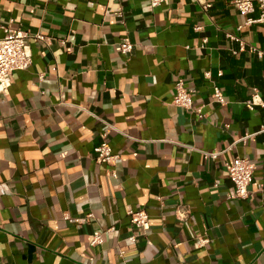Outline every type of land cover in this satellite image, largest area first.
Returning a JSON list of instances; mask_svg holds the SVG:
<instances>
[{
	"label": "crops",
	"instance_id": "crops-1",
	"mask_svg": "<svg viewBox=\"0 0 264 264\" xmlns=\"http://www.w3.org/2000/svg\"><path fill=\"white\" fill-rule=\"evenodd\" d=\"M234 1L0 0V39L27 33L32 54L0 94V264H264V107L245 105L264 101L248 51H264V20L237 30L263 11ZM179 80L194 111L173 104ZM237 157L255 164L250 199L230 198Z\"/></svg>",
	"mask_w": 264,
	"mask_h": 264
},
{
	"label": "built area",
	"instance_id": "built-area-1",
	"mask_svg": "<svg viewBox=\"0 0 264 264\" xmlns=\"http://www.w3.org/2000/svg\"><path fill=\"white\" fill-rule=\"evenodd\" d=\"M200 1V0H199ZM165 0H150L152 7L161 6ZM255 4H258L261 8L262 15L259 20L247 19L246 22L237 27L238 31H241L244 26L252 25L256 22L264 20V0H235L234 5L242 15H248L255 11ZM203 9L208 10L209 4L202 3ZM5 35L0 39V94H7L11 87V77L16 71L27 70L32 65V54L30 46L27 42L29 35L22 31L12 30L6 27H2ZM229 39L240 44L241 50L244 51L247 46L241 38H238L232 34L227 35ZM35 38L46 45H50L51 39L37 34ZM120 50L123 54L130 53L133 50V45L129 38H124L120 42ZM248 51L252 54H256L259 58L264 59V51L257 49L250 45ZM176 94L173 98V104L179 108L187 111H194L193 99L194 91L186 88L183 80H179L175 84ZM213 99L221 107L228 105V101L224 98L222 90L215 86L213 89ZM249 110H253L255 106L264 107V101L259 98V95H254L249 101L245 103ZM196 115L203 117L201 109L195 111ZM261 132H264V126L261 127ZM253 135H246L238 142H246ZM95 153L98 156L99 161H105L107 164L113 166L118 156L114 154L113 149L109 142H103L99 147L95 149ZM218 153L208 154L212 158H217ZM229 178L234 184V192L230 196L232 199H250L252 197L249 187L253 182L255 164L250 160L242 157H237L232 163L227 165ZM115 176V175H114ZM131 222L138 228L148 230L150 227L149 216L145 211L130 212ZM80 222L79 220H75ZM83 221V220H82ZM111 230V229H110ZM135 241V238H131ZM207 241L203 240L202 244ZM103 243L102 234L96 232L92 240V246L100 245Z\"/></svg>",
	"mask_w": 264,
	"mask_h": 264
}]
</instances>
